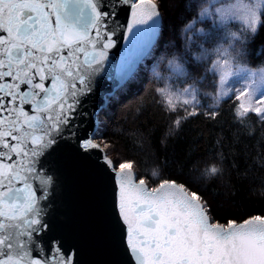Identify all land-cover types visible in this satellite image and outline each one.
<instances>
[{
	"label": "snow or ice",
	"instance_id": "1",
	"mask_svg": "<svg viewBox=\"0 0 264 264\" xmlns=\"http://www.w3.org/2000/svg\"><path fill=\"white\" fill-rule=\"evenodd\" d=\"M160 17L154 0H0V264H264V215L213 223L185 183H136L95 141L98 130L81 134L151 79L167 48ZM179 19L185 32L197 22L186 9ZM121 37L120 60L106 69ZM226 98L264 125V95L245 88ZM200 110L183 109L185 119Z\"/></svg>",
	"mask_w": 264,
	"mask_h": 264
},
{
	"label": "trees",
	"instance_id": "2",
	"mask_svg": "<svg viewBox=\"0 0 264 264\" xmlns=\"http://www.w3.org/2000/svg\"><path fill=\"white\" fill-rule=\"evenodd\" d=\"M233 1L156 0L162 11L161 44L167 42V48L158 53L155 69L149 67L151 79L144 76L112 102L99 128L117 164L129 163L152 188L164 179L185 183L202 197L212 222L221 224L264 215V125L254 115L241 117L232 100L219 97L215 69L219 56L264 68V12L253 31L237 19L220 17L218 10ZM184 9L197 17L187 32L179 19ZM173 63L183 65L187 74L174 72ZM187 87L195 90L201 114L185 119L183 109L193 104L170 102L166 90ZM213 110L218 113L214 119L204 114Z\"/></svg>",
	"mask_w": 264,
	"mask_h": 264
},
{
	"label": "rangeland",
	"instance_id": "3",
	"mask_svg": "<svg viewBox=\"0 0 264 264\" xmlns=\"http://www.w3.org/2000/svg\"><path fill=\"white\" fill-rule=\"evenodd\" d=\"M263 5L264 0H234L233 2L225 4L218 11L223 20L239 19L246 26H249L248 20L252 9L256 6L262 8ZM215 69L219 75L217 92L220 98L232 95L236 89L242 90L245 88L249 90L250 94L255 96L264 95V68H249L236 64L226 58L218 57L215 62ZM225 73H227V76L225 85L222 88L220 78ZM166 91L170 101L183 100L191 104L196 103L194 97L195 90H192L190 87L177 92ZM104 146L107 149L105 144ZM109 155L114 159L112 154Z\"/></svg>",
	"mask_w": 264,
	"mask_h": 264
},
{
	"label": "water",
	"instance_id": "4",
	"mask_svg": "<svg viewBox=\"0 0 264 264\" xmlns=\"http://www.w3.org/2000/svg\"><path fill=\"white\" fill-rule=\"evenodd\" d=\"M155 3H157L155 0H154ZM160 12H161V21H162V25H163V20H162V11H161V8H160ZM131 15V10L130 8L128 9L127 12H124L121 14V19H124L125 23H126V17H130ZM88 19H85L82 23H81V27L83 26H86V24L88 23ZM123 44H124V41H123V38L121 37L120 40H118V43H117V46L113 49H111L109 51V60L108 62H106V65H105V68L107 69L110 65H115V64H118L119 60H120V49L121 51L123 50ZM96 101L97 103L100 102V97L97 95L96 97ZM109 105L103 110L101 111L100 113V118L102 116V114L108 109ZM99 127H100V121L97 123L96 121L94 120H88L87 122L84 123V126H83V129H82V135L86 134V133H89V132H93L94 130H98V133H99ZM95 141L100 143L104 149V152L109 156V158H111L112 160H114L108 153L107 149L105 148L104 146V143L100 140V133L95 135ZM96 155H99V153H96ZM115 161V160H114ZM116 170L119 171L120 169L118 168L117 164H116ZM135 176H134V179H135V182L136 183H139L140 181V178L138 176V174L136 173V171L134 169H132ZM147 186L149 188H151L148 184ZM71 239V237H70ZM98 257L95 255V253H90L89 256L87 257V259H90V260H94V259H97ZM74 259H80V260H83L85 259L84 256H80L79 254H77V256L74 257Z\"/></svg>",
	"mask_w": 264,
	"mask_h": 264
},
{
	"label": "clouds",
	"instance_id": "5",
	"mask_svg": "<svg viewBox=\"0 0 264 264\" xmlns=\"http://www.w3.org/2000/svg\"><path fill=\"white\" fill-rule=\"evenodd\" d=\"M264 12V8L261 7H254L250 13V17L248 20L249 27L253 30V21H255V24L258 29L259 22L261 20V13Z\"/></svg>",
	"mask_w": 264,
	"mask_h": 264
}]
</instances>
